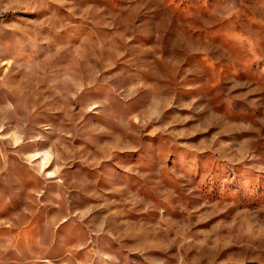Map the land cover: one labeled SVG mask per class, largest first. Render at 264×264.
I'll return each instance as SVG.
<instances>
[{"label":"rangeland","instance_id":"obj_1","mask_svg":"<svg viewBox=\"0 0 264 264\" xmlns=\"http://www.w3.org/2000/svg\"><path fill=\"white\" fill-rule=\"evenodd\" d=\"M0 264H264V0H0Z\"/></svg>","mask_w":264,"mask_h":264}]
</instances>
